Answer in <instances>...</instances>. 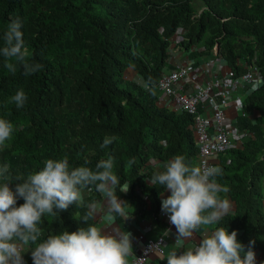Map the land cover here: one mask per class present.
Here are the masks:
<instances>
[{"label":"trees","instance_id":"obj_1","mask_svg":"<svg viewBox=\"0 0 264 264\" xmlns=\"http://www.w3.org/2000/svg\"><path fill=\"white\" fill-rule=\"evenodd\" d=\"M15 19L22 22L30 62L41 68L26 76L18 66L13 75L0 56V118L14 125L11 140L0 148V166L8 164L14 180L39 171L48 158L67 156L71 166L87 162L95 170L111 154L121 184L129 185L126 193L117 189L119 199L153 218L158 233L165 229L158 218L165 190L151 185L148 178L156 171L148 162L181 154L196 164L197 154L191 117L157 103L158 81L172 69L170 39L183 29L177 47L189 52L194 46L192 58L212 57L217 47L233 77L254 62L261 81L245 95V115L236 123L247 138L220 154L223 175L217 180L235 204L221 225L237 231L246 248L254 240L256 264H264V0H0V47ZM21 89L28 100L17 108L8 101ZM105 137L113 142L101 147ZM84 191L86 204L101 199L94 186ZM24 202L19 198L17 206ZM86 211L74 203L55 217H42L41 239L87 227L74 218ZM23 256L33 264L31 249Z\"/></svg>","mask_w":264,"mask_h":264},{"label":"clouds","instance_id":"obj_2","mask_svg":"<svg viewBox=\"0 0 264 264\" xmlns=\"http://www.w3.org/2000/svg\"><path fill=\"white\" fill-rule=\"evenodd\" d=\"M21 29L19 19L7 25L0 56L9 73L14 75L18 66H22L27 76L38 72L41 65L30 62L31 53ZM27 100L21 89L8 103L23 108ZM13 132L14 125L0 118V148L11 140ZM113 139L105 137L101 147H107ZM43 164L26 178L16 176L14 180L19 182L15 189L10 186L14 180L9 165L0 166V181H3L0 182V264H25L23 254L30 249L33 264H129L128 257L133 253L131 233L108 234L96 224H89L98 214V205L95 201L86 204L83 195L84 190L91 191L94 186L105 198L108 210L102 216L104 225H113L117 217L130 216L125 202L117 195V189L126 193L129 185L121 184L114 171V157L109 154L99 160L95 170L86 166L87 162L73 167L67 156L48 158ZM222 175L223 170L218 166L201 167L177 154L164 163L163 170L148 178L151 185L170 191L161 201V210L176 228L177 250L167 254V264H256L252 248L255 241H250L246 248L238 240L237 231L229 232L228 227L221 225L231 207L227 199L221 198V193L228 191L218 183L217 178ZM19 198L25 202L17 206ZM74 203L77 208H87L82 216L74 213V218L87 227L73 232L64 230L41 239L42 217H55ZM197 231L202 233V240L185 249L184 242L191 240Z\"/></svg>","mask_w":264,"mask_h":264},{"label":"built area","instance_id":"obj_3","mask_svg":"<svg viewBox=\"0 0 264 264\" xmlns=\"http://www.w3.org/2000/svg\"><path fill=\"white\" fill-rule=\"evenodd\" d=\"M195 47L192 46L189 54ZM216 48L213 49V57ZM214 58L204 61L207 79L197 82L189 76V71L182 65L162 74L157 89L171 99L175 109L189 115L192 119L194 143L197 148L196 164L201 167L215 166L211 159L224 154L231 147V135L236 126L227 125L226 113L232 105H242L237 93L241 90L254 91L260 84L261 78L258 67L253 62L247 71L233 77L232 74L219 76L212 72ZM158 218L163 221L165 228L174 227L170 224L168 214L160 210ZM140 242L138 251L133 255L129 264H146L152 252L164 253V234L154 238L136 237Z\"/></svg>","mask_w":264,"mask_h":264},{"label":"crops","instance_id":"obj_4","mask_svg":"<svg viewBox=\"0 0 264 264\" xmlns=\"http://www.w3.org/2000/svg\"><path fill=\"white\" fill-rule=\"evenodd\" d=\"M185 31L183 29H179L177 33L170 39V57L168 60L169 65L172 67V69H175L177 65H182L186 67L189 71V76L194 78L197 82H203L207 79L208 75L206 74V65H204V61L208 59V57H198V58H192L191 53L187 54L185 51L181 50L177 47V43L182 39V36L184 35ZM195 49V48H194ZM214 58V65L212 67V72L214 74H217L219 76H225L230 75L231 70L226 65V63L218 56L215 57H209ZM170 69V70H172ZM167 70V69H166ZM168 72V70L166 71ZM129 76L132 79L138 80L137 76L134 75L132 72L129 73ZM251 92L241 90L237 93V96L243 101L245 95L250 94ZM158 105L160 107H164L170 110H176L173 106L171 99L164 94H162L160 91L158 92ZM245 114L242 112L241 107L237 105H232L228 108L226 113V119L225 122L227 125H232L233 127L236 126L237 119L241 116H244ZM251 119L255 118L256 116L253 114H250ZM247 138V133H238L237 131L233 132L231 135V147L240 148L242 145V142ZM220 155L212 157L211 161L215 166H219L220 164ZM164 163H160L157 160L151 159L148 162V166L154 169L155 171H161L163 170ZM226 187V186H222ZM228 189V188H227ZM84 198L87 196V192H83ZM170 195V191L165 190V192L161 195V201L164 198H167V196ZM101 199L97 201V215L95 216V222L96 225L104 229L105 233L108 234H115V233H131L132 238V247H133V253L128 257V260L130 261L133 255L138 251L140 242L137 241L136 237L138 235H142L145 238H154L158 236L161 233H158V229L156 228V225L154 223V219L150 217H143L139 215L136 211V207L134 204H128L126 205L128 214L130 215L127 219L123 217H117L115 223L113 225H104L102 223V216L107 212L108 205L105 201V198L100 194ZM221 198L227 199L231 205L230 211L228 215L233 214L235 211V204L231 200L228 191L221 193ZM264 206V201H263ZM162 233L164 234V253L160 254L158 252H152L149 256L148 262L146 264H155L156 260H165L167 262L166 256L167 254L172 250L175 249V242L177 238L176 228H165ZM166 233H168L166 235ZM202 233L197 231L194 233L191 240L185 241V249L188 247H192L198 243V241L202 238ZM179 251H182L179 250ZM256 253V263L258 262L260 258V252L258 250L255 251ZM179 254V252H178ZM25 259V257L23 256Z\"/></svg>","mask_w":264,"mask_h":264},{"label":"water","instance_id":"obj_5","mask_svg":"<svg viewBox=\"0 0 264 264\" xmlns=\"http://www.w3.org/2000/svg\"><path fill=\"white\" fill-rule=\"evenodd\" d=\"M216 50H217V47H216Z\"/></svg>","mask_w":264,"mask_h":264}]
</instances>
